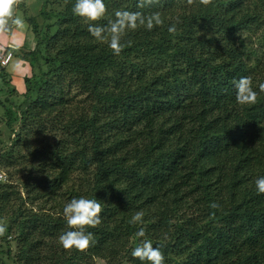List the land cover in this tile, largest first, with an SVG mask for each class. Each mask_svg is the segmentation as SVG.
Returning <instances> with one entry per match:
<instances>
[{"label":"trees","instance_id":"obj_1","mask_svg":"<svg viewBox=\"0 0 264 264\" xmlns=\"http://www.w3.org/2000/svg\"><path fill=\"white\" fill-rule=\"evenodd\" d=\"M38 2L25 19L33 47L10 52L31 69L22 93L11 60L0 66L12 135L0 146V254L141 264L131 251L146 239L164 264H264V0H104L93 22L73 14L75 0ZM118 11L139 15L113 55L110 32L97 40L88 25L107 30ZM242 77L255 103L238 101ZM79 197L98 200L101 222L86 227L94 244L67 250L63 208Z\"/></svg>","mask_w":264,"mask_h":264},{"label":"clouds","instance_id":"obj_2","mask_svg":"<svg viewBox=\"0 0 264 264\" xmlns=\"http://www.w3.org/2000/svg\"><path fill=\"white\" fill-rule=\"evenodd\" d=\"M14 0H0V26L7 23V19L12 16V7ZM72 12L74 15L84 18L89 22L97 21L105 14L104 0H75ZM138 13L116 12L117 19L111 24L107 30L99 25L89 23L88 31L90 35L97 40H105L106 31L110 32L108 38V47L112 50L113 55H119L122 49L121 39L126 28L134 29L136 27V20ZM16 24L22 22L17 19ZM25 22V21H24ZM153 22L157 25L162 23L159 14H154L147 22V28L150 30L153 27ZM173 27H169L168 31H173ZM10 52L1 54L5 57ZM11 60V56L4 67ZM0 66H2L0 64ZM234 86L237 89V99L240 103H255L257 92L252 88L251 81L247 77H242L236 81ZM264 89V84L260 85ZM1 173V172H0ZM3 174V173H2ZM6 182V181H5ZM257 193H264V176H259L254 181ZM101 205L97 199H88L84 197L73 198L67 202L63 208V215L70 230L65 231L58 237L59 244L62 248L71 250L83 251L87 249L90 244H94L93 233L86 231V227H95L101 222L100 217ZM143 212H136L131 217V222L142 223ZM4 229L0 227V232ZM137 236L143 237V229L137 232ZM131 256L138 258L141 264H164V255L160 247H153L150 240H143L137 247L131 251Z\"/></svg>","mask_w":264,"mask_h":264},{"label":"rangeland","instance_id":"obj_3","mask_svg":"<svg viewBox=\"0 0 264 264\" xmlns=\"http://www.w3.org/2000/svg\"><path fill=\"white\" fill-rule=\"evenodd\" d=\"M187 5L183 9L187 10ZM40 8V3L38 0H15V5L12 7V16L7 19V23L3 26H0V48L4 47L9 48L15 54L25 51L31 46L33 47L34 43H31L27 40L28 37V24L26 22V17L33 16L38 13ZM19 19L22 23L16 24L14 21ZM25 21V22H24ZM23 39V40H22ZM20 54V53H19ZM14 57V54H13ZM6 71L11 74L10 85L13 86L18 92L22 93L24 90L23 80L24 77H29L31 75V69L25 62H20L16 57L13 58ZM12 138V135L3 128V121L1 120L0 113V146L2 142H6L7 139ZM47 208V207H45ZM5 221L0 222L1 224ZM2 237L0 236V246H5L4 242L1 241ZM0 247V250H4ZM6 247V246H5ZM14 250L12 247V255ZM1 258L4 259V264H14L10 256H5L3 251L0 254ZM1 263V262H0ZM96 264H104L102 261H96Z\"/></svg>","mask_w":264,"mask_h":264},{"label":"built area","instance_id":"obj_4","mask_svg":"<svg viewBox=\"0 0 264 264\" xmlns=\"http://www.w3.org/2000/svg\"><path fill=\"white\" fill-rule=\"evenodd\" d=\"M10 56H11L10 54H8L5 57L0 56V64L2 66L5 65L7 61L9 60ZM5 181H6L5 176L2 173H0V182H5Z\"/></svg>","mask_w":264,"mask_h":264},{"label":"crops","instance_id":"obj_5","mask_svg":"<svg viewBox=\"0 0 264 264\" xmlns=\"http://www.w3.org/2000/svg\"><path fill=\"white\" fill-rule=\"evenodd\" d=\"M23 40V39H22Z\"/></svg>","mask_w":264,"mask_h":264}]
</instances>
